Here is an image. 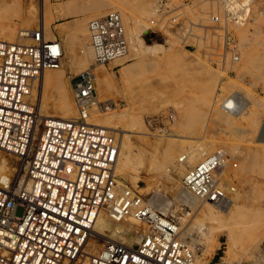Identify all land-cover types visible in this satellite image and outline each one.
<instances>
[{
    "label": "built area",
    "instance_id": "obj_1",
    "mask_svg": "<svg viewBox=\"0 0 264 264\" xmlns=\"http://www.w3.org/2000/svg\"><path fill=\"white\" fill-rule=\"evenodd\" d=\"M263 9L264 0H152L149 23L173 33L183 49L213 68L229 72L241 57L236 30ZM87 33L92 64L67 77L75 116L44 119L35 143L34 86L43 72L61 67L64 48L58 39L45 40L42 27L20 30L27 44L0 40V151L24 163L26 180L21 187L0 184V264H195L200 250L183 237L179 221L118 183V139L89 121L110 106L98 100L94 68L130 51L122 16L109 12L93 18ZM241 99L233 91L216 108L236 117ZM163 119L173 122V112ZM261 125L264 129V115ZM228 165L235 170L236 157L217 148L186 170L181 186L199 205L224 209L237 192ZM18 206L24 209L21 217L14 214ZM182 209L192 213L187 206ZM100 214L115 223H138L134 241L107 240L87 255Z\"/></svg>",
    "mask_w": 264,
    "mask_h": 264
},
{
    "label": "rangeland",
    "instance_id": "obj_2",
    "mask_svg": "<svg viewBox=\"0 0 264 264\" xmlns=\"http://www.w3.org/2000/svg\"><path fill=\"white\" fill-rule=\"evenodd\" d=\"M25 1L28 2V0ZM176 1L179 2L180 0ZM27 2L25 3L27 4ZM101 3H108L112 6L108 13L115 11L122 15L126 34L131 41V35L128 34L126 27V17L130 15H134L132 16L133 19L138 17L137 12H139V10L135 4V0H49L48 3L49 15L51 16V34L53 35L47 40L58 39L61 41L64 48L65 57L60 69L65 72L66 89L69 91L71 101L72 98L67 79L68 75H75L89 68V66H86V68L81 71H75L67 61L69 56L80 55L79 51L85 46H88V21L107 14H101L98 11L97 7ZM34 5H37V9L42 11L44 0H29L27 8L28 6ZM149 6L152 8V0H149ZM114 7L117 9H113ZM150 18V16L149 18L148 16L146 17L149 21ZM253 20V23H249V25H246L241 31H236L241 57L239 63L229 72L213 68L197 54L192 53V51L188 49H183L173 33L170 31L159 32V29L153 28L148 21L147 31L142 32L139 38L144 45L155 48L154 50L157 54L163 55V60H155L153 55L148 54L146 58H151L145 60L146 58H142V55L146 56V54H143L145 53L143 48L139 47L133 51L131 47L128 57L123 59V61L120 60L105 65L111 75L110 81L104 89L98 82L96 86L98 99H101H99V101L106 99V101H110V106L102 113H110V111H108L109 109L121 110V108L125 113L127 112L125 115L127 124L121 126L120 129L139 133L138 135L127 133V135H131L132 137L135 136L133 138H136L135 140L130 138L135 142L133 144L132 140H130L132 146L140 144L139 146L144 147V150L150 148L148 145L149 143H147L148 140H137V136H145L148 138L153 135L163 138L166 135L173 134L175 136L187 137L189 141H193L195 145L202 146L207 143H212L213 141V143L216 144V147L212 151L213 153L217 148L223 147L222 145L224 142H227L226 134H228L235 145L242 148L248 147V145H251V142L257 139L259 130L262 128L261 120L264 113L259 116V125L253 136L244 134L241 139V135L235 134V132L237 129L236 127L247 129L249 128L248 126L251 125V120H255L254 114L247 113L250 105L255 103L264 104V42H261L264 41V9L262 13L253 15L252 21ZM9 21V32L6 31L2 34L0 39L17 42L19 40L18 31L22 28L26 29L27 26L17 18H12ZM3 24L4 22L1 20L0 27H3ZM39 25H42L40 24V13L37 24L32 28H37ZM77 26H80L79 30L76 29ZM11 31L13 33H10ZM259 42L260 45H258ZM245 45L247 46L245 47ZM136 64L142 67L135 72L133 69ZM125 68H130V71H132L129 72L128 76L124 77V80H120L118 75ZM210 90H212L214 98L218 96L217 99H221L220 97H225L233 91H239L242 94V99L240 101V105L243 108L241 109L242 111L236 117H230L224 113L223 117L222 112L219 113L214 103L215 105L213 104V107L218 113H210V100H206V97H203V93ZM119 91L125 96V99H135V102L138 104L134 105L132 102H128L127 105L125 103V106L122 107L117 101ZM130 108H134V110H130ZM36 109L38 111L37 106ZM170 112L174 114V121L171 123L163 119L167 117ZM120 115L122 116V114ZM73 116H75V112ZM226 118L231 120L233 125L225 123ZM144 129H146L149 135L146 136L142 134ZM243 129H237V131H243ZM115 133L119 134V138H117L118 141L120 138L123 139V136L126 135V133L120 131ZM0 153H4L9 161L17 160L16 157L5 151H0ZM136 159V150H134L131 154L130 161L135 163L134 165L139 166L140 164L137 163ZM236 162L237 168L234 170L235 172H231V175L236 184L237 193L233 196L232 203L229 206L224 209H219V214L223 218H235V223L244 217H256L255 214L257 210L264 211V175L262 167L256 169V171L252 173L242 172V177L238 173L241 168V163L238 159H236ZM175 165L178 166L183 173H185L188 168L195 166H190L187 162L180 165L177 160ZM22 174L24 175V169ZM115 175L117 180L137 192L139 191L136 188L147 187V183L135 182L134 178L136 175H130L129 179L125 180L119 175ZM159 180V184L167 183L166 181L164 182V178H159ZM151 183L153 186L152 188H155V185L158 184L154 181H151ZM153 192V189L147 187L142 195L145 199L149 200L153 196ZM161 193L165 194L163 190H161ZM165 195L170 201H174V198L170 194L167 193ZM182 206L184 205L177 203L176 208L173 210L175 213H169L168 215H173L179 223H181L180 226L183 227L181 219L187 215L186 212L189 210H183ZM258 206L261 209H259ZM199 207H203V205H199ZM23 213V207H16L14 212L15 216L21 217ZM246 213H251V216H245ZM192 216H195L193 212ZM240 228L241 227H237L236 231H239ZM123 237L126 236L118 235L116 236V240L123 241ZM226 243V238L220 237L217 247H212L213 252L209 260L212 262L211 264H221L223 260L228 264H251L250 262L254 260L257 255V257H259L257 251L249 253L250 245H248V243L235 245L236 251L234 250V252L239 251L242 253L241 256L236 255L234 252H230ZM199 256L201 258L203 257L202 251H199L197 257Z\"/></svg>",
    "mask_w": 264,
    "mask_h": 264
},
{
    "label": "bare ground",
    "instance_id": "obj_3",
    "mask_svg": "<svg viewBox=\"0 0 264 264\" xmlns=\"http://www.w3.org/2000/svg\"><path fill=\"white\" fill-rule=\"evenodd\" d=\"M24 1L0 0V21L2 20V22H4L3 27H0V38L2 34H4L6 31L9 32L8 29L10 22L9 20L12 18L20 19L23 22V24L27 26L26 29L22 28L20 30L36 29L32 27L35 24H37V21L39 20V13H40V24L42 25H39L37 28L42 27L45 40L51 38V35L53 34H51L52 33L51 16L49 15V9H48L49 0H44V5L43 8L41 9L42 11L37 9L36 7L37 5L30 7L28 6L27 8V4L29 3V0L28 2L25 1L27 2V4ZM135 4L137 5L139 10V12H137L138 17L136 16L137 17L136 19L132 18V16L134 15H130L126 17V27L128 30V34L131 35L130 49L132 47L134 51L136 48L137 49L139 47L143 48L145 50V53L143 54H146V56L142 55L143 59H145L148 54V55H153L155 60L162 61L163 55L157 54L154 50L155 48L148 45H144L139 38L142 32L147 31L149 19H146V17L148 16L149 18V16L150 17L152 16L151 8L149 6V0H135ZM97 8L101 14H105L108 13L109 9L112 8V6L108 3H101ZM113 9H117V8L114 7ZM253 22L254 20L251 23ZM245 27L239 28L236 31L237 32L241 31V29H244ZM76 29L79 30L80 26H77ZM10 33L13 32L11 31ZM18 42L22 44L28 43L27 39L23 38L20 35ZM258 45H260V42ZM246 46L247 45H245V47ZM79 52L80 55L77 56L71 55L69 56L67 61V63L71 66V68H74L75 71H81L84 68H86V66L90 67V65L92 64V55L89 46H85ZM128 55L125 58H127ZM150 58L148 57L145 60ZM123 59L121 60L123 61ZM63 60L61 66L63 64ZM140 67L142 66H137L136 64L133 71L136 72V70L140 69ZM131 71L130 68L123 69L118 75L119 79L124 80V77L128 76L129 72ZM94 74L96 78V86L98 82L99 85L104 89L111 78V75L109 71L106 69L105 65L96 66L94 68ZM118 96L119 97L117 101L122 105V107L125 106V103L127 105L128 102H132V104L134 105L138 104L137 102H135V99H125L124 98L125 96L122 95L120 91ZM203 97H206V100L207 99L210 100V106H209L210 113L212 114L213 112L218 113L214 109L213 104L219 103L220 101H222V98L224 97H220L221 99H217L218 96L214 98L212 90L208 92H204ZM33 101L35 103V107L36 106L38 107V111H37L38 119L35 125L34 138H33L34 143L39 138L40 132L42 130L41 126L44 119L46 118L69 119L73 117L75 112L73 109L72 101L69 97V91L66 89L65 72L61 69L46 70L40 75L38 81H36L34 86ZM131 109L134 110V108H130V110ZM108 111H110V113L96 112L89 119V121L93 125H97L109 129L110 132H112L116 138H119V134L115 132L120 131L126 133V135L123 136V139L120 138L118 141L119 153H118L117 164L115 166V174L119 175L124 180L129 179L130 175H136V177L134 178L135 182L147 183V187L153 189L154 191L153 196L149 199V203L152 204L159 211H161L164 215H168L169 213H175L173 210L176 208L177 203L187 206L192 210L195 216H192V213L191 214L187 213V215L184 216L183 219H181L183 227L180 226V230L182 232L183 237L187 240V242L191 246H194L195 248L198 247V249L202 251L203 257L202 258L200 256L196 257L195 264L209 263L210 256L213 252V248L217 247L220 237L226 238L227 240L226 245L229 248L230 252H234V250L236 251V246H235L236 244L242 245L243 243H248V245H250L249 253H253L254 251H257L259 253V257H257L258 256L257 255L256 258L252 260L250 263L264 264V211L263 210H257V213L255 214L256 217H251V218L244 217L236 221L235 223V218L234 219L223 218L219 214L220 210L217 208L215 210V208L209 204H204L203 207H199L198 203L181 186V178L184 175V173L181 171V169L178 168V166L175 165L176 160L180 165H182L180 159L182 156H185L186 162L190 164V166L196 165L199 161L203 159V157L210 155L212 153L213 149L216 147V144H214L213 141L212 143H207L206 145L202 146V145H195L193 141L192 142L189 141L187 137L175 136L173 134L166 135L163 138H159L153 135H151L148 138H146L145 136L140 137L137 136L139 134L137 132L123 131L120 129L121 126L127 124L125 120V115L127 112L125 113L122 108L121 110L109 109ZM247 113L254 114L255 120L253 119L251 120V125L248 126L249 128L243 129L242 127L243 131H237V129L240 130L242 129L236 127L237 129L235 134L241 135V139L244 134L245 135L249 134L253 136V134L256 133L255 132L256 128L259 125V121H258L259 116L264 113V104L255 103L250 105ZM120 114H122V116ZM228 118H226L225 123H227L228 125H233L231 120H229ZM127 133L137 134L136 135L137 140H143V139L148 140L147 143H149L148 145L150 146V148L148 150H144L143 149L144 147L139 146L140 144L139 145L137 144L136 146H132V143L130 142V140L132 139L130 138H133L135 136L133 137L131 135L129 136L127 135ZM142 134L146 136L149 135L146 129H144V132ZM226 136H227L226 138L227 142H224L222 145L223 147L221 148H225L226 152H228L232 157L234 158L236 157V159L240 161L241 163L240 171L239 172L236 171V172H238L240 176H242V172L252 173L253 171H256V169L262 167L263 170L262 172L264 175L263 127L259 130L257 139L251 142V145H248V147L246 148L245 147L242 148L235 145L231 137L228 136V134H226ZM135 139L133 138V140ZM134 143L135 142H133V144ZM134 150H136V158H137L136 160L137 163L140 164L139 166L134 165L135 163H132L130 161L131 154ZM23 169H25L23 162L21 163L18 159L14 161L12 160L9 161L7 159V156L4 155V153H0V184H5L7 182L13 184L15 182H18L17 183L18 187L19 185L20 187L23 186L26 182V180L24 179V175L22 174ZM226 169L228 172L231 171L230 165H228ZM159 178H164L165 179L164 182L166 181L167 183L159 184L160 182ZM151 181L158 183L157 185H155V188H152L153 186ZM118 183L128 187L119 180ZM147 187L144 188L140 187L136 189L139 191L138 193L142 194ZM161 190H163L165 194L167 193L170 194L174 198V201H170L165 194L161 193ZM259 209L261 208L259 207ZM245 216L247 217L251 216V213H246ZM139 226L140 225L138 223L132 220H127L126 222H122V223H115L110 221L104 214H100L92 228L89 241L86 245V249H85L86 254L87 255L94 254L95 252L99 251L102 248L104 242H106L107 240L115 241L116 236L118 235L126 236L123 237L124 240L121 242L129 243V244L132 243L134 241V237H133L134 232L139 228ZM237 227H241L239 231H236ZM234 253L239 256L242 255V253H240L239 251ZM221 264H228V263L223 260Z\"/></svg>",
    "mask_w": 264,
    "mask_h": 264
}]
</instances>
